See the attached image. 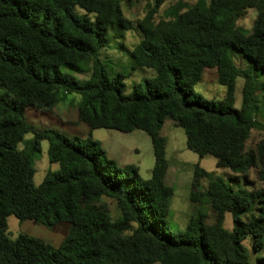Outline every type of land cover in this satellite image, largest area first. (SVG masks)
Returning <instances> with one entry per match:
<instances>
[{"label":"trees","instance_id":"1","mask_svg":"<svg viewBox=\"0 0 264 264\" xmlns=\"http://www.w3.org/2000/svg\"><path fill=\"white\" fill-rule=\"evenodd\" d=\"M154 1L158 9L167 0ZM248 9L256 10L258 19L251 32H241L236 21ZM112 26L133 28L120 0H0V264H252L247 241L264 264V192L236 191L222 179L213 181L207 195L218 223L209 226L199 215L184 231L171 226L174 190L166 183L167 141L161 134L170 119L185 131L187 148L200 158L213 156L217 168L234 174L256 168L246 145L253 130L264 131L257 119L264 0H199L157 25L147 16L139 24L143 39L130 56L135 70L154 65L159 76L143 80L130 94L126 77L111 76L100 61ZM235 56L247 63L245 69L237 68ZM210 68L226 87L223 101L194 92ZM72 73L91 77L81 82ZM239 77L243 99L236 109ZM59 93L82 97L78 118L90 132L147 133L155 156L152 178L144 180L135 166L119 167L91 134L36 130L26 110L49 107ZM28 134L33 139L26 141ZM43 141L59 169L49 170L37 187L34 160ZM207 175L196 166L197 182ZM260 179L264 182V168ZM103 198L117 203L121 220L113 221L99 205ZM227 213L233 231L223 227ZM10 216L50 228L67 223L70 232L57 249L23 234L14 240L8 234ZM131 224L137 227L127 235Z\"/></svg>","mask_w":264,"mask_h":264},{"label":"rangeland","instance_id":"2","mask_svg":"<svg viewBox=\"0 0 264 264\" xmlns=\"http://www.w3.org/2000/svg\"><path fill=\"white\" fill-rule=\"evenodd\" d=\"M198 1L167 0L156 9L154 0H120L123 16L132 23L133 28L124 31L118 26H112L106 36L107 46L100 52V61L111 76L122 74L126 77V94H130L133 87L143 80L156 79L159 76L154 65L136 70L133 68L130 53L143 39L139 24L149 15L152 16V22L156 25L169 22L196 5ZM257 19L258 12L254 9H248L237 19L236 28L241 32H251ZM234 62L240 70L247 66V63L239 56L234 57ZM72 74L81 82H85L91 77V73ZM243 85L244 79L237 78L234 101L236 109L242 107ZM162 88V84L157 85L158 90ZM194 92L209 101H223L226 99L227 90L219 83L218 70L210 68L204 70L201 81L194 87ZM3 93L4 91L0 88V94ZM81 102L82 97L80 95L59 93L49 107L28 108L26 117L36 130L50 128L71 137L72 131L80 134L77 125L81 123L78 120V108ZM258 104L257 119L264 123V78L259 80ZM166 121H168L164 129L167 141L166 157L171 169L167 178V185L174 190L169 206V221L175 230L184 231L189 223L199 215L204 216L205 223L209 226L218 223L217 212L207 195L209 186L213 181L222 179L236 191L240 190L252 194L264 192V182L260 179V171L264 168V131L253 130L246 145V151L252 153L256 159V168L244 174H234L230 170L217 168L216 159L213 156L200 158L190 151L187 148L185 131L178 127L175 122H173L174 126H169L170 119ZM93 138L100 141L111 155H114L113 152L118 149L125 151L129 162L140 166L142 178L144 180L151 179L150 170L155 167V156L151 138L147 133L136 130L134 134L133 132L127 134L117 130L99 129L93 131ZM31 139H33L32 134L25 137L26 141ZM23 147L21 144L20 149ZM48 151L49 144L47 141H43L41 153L34 160L36 168L34 184L37 187L42 184L49 170L57 171L59 169L57 164L50 163ZM198 163L208 175L197 182L194 174ZM196 183L197 185H195ZM99 205L105 206L113 221L121 220V213L114 200L103 198ZM136 227L135 224H131L127 235H131ZM223 227L227 231H233L234 223L231 214H225ZM69 232L70 225L67 223H60L50 228L33 221L21 222L15 216L8 218V234L14 240L23 234L40 239L57 249L67 238ZM245 245L251 252L252 264H258L261 255L252 252L250 241H247Z\"/></svg>","mask_w":264,"mask_h":264},{"label":"crops","instance_id":"3","mask_svg":"<svg viewBox=\"0 0 264 264\" xmlns=\"http://www.w3.org/2000/svg\"><path fill=\"white\" fill-rule=\"evenodd\" d=\"M79 120V119H78ZM174 121H170V123H169V126H174V123H173ZM167 124H168V121H166L165 122V124H164V127H163V129H162V136L165 138L166 137V135H164V129H165V127L167 126ZM78 126V131L80 132V134H78V133H74L73 131L70 133V135H71V137H81V138H87L88 136H90V134H91V136H92V138H93V131L92 132H90V129H89V127L87 126V125H85V124H83V123H80L79 125H77ZM77 128V127H76ZM136 132V131H135ZM135 132H133V134L135 133ZM131 134V133H130ZM94 140H96L95 138H93ZM96 141H98V140H96ZM98 142H100V141H98ZM101 143V142H100ZM101 145H102V148L106 151V153H107V155H108V157L111 159V160H113V161H115L116 163H117V165L119 166V167H121V168H125V167H127V166H135V167H137V168H139V171L141 172V168H140V166H138V165H136V164H133L132 162H129L130 160H128L127 159V155H126V153H125V151H122V150H120V149H118L117 151H115V152H113V153H115L114 155H111V154H109L108 152H107V150H106V148L103 146V144L101 143ZM169 164V163H168ZM197 165H200L199 163L197 164ZM154 170V169H153ZM153 170H150V173H151V175L153 174ZM170 166H169V169H168V174H167V177H166V183H167V178H168V176H169V173H170ZM177 174H178V172H177ZM141 175V174H140ZM142 177V176H141ZM152 178V177H151Z\"/></svg>","mask_w":264,"mask_h":264}]
</instances>
